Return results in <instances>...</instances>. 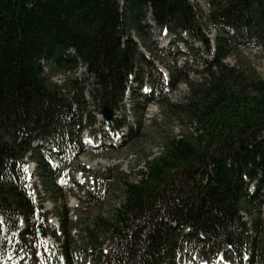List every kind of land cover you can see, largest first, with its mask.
I'll return each instance as SVG.
<instances>
[{"label": "trees", "instance_id": "16d2710c", "mask_svg": "<svg viewBox=\"0 0 264 264\" xmlns=\"http://www.w3.org/2000/svg\"><path fill=\"white\" fill-rule=\"evenodd\" d=\"M209 2L211 22L230 28L239 41L256 39L264 45V0ZM149 14L170 33H189L210 54L189 0H0V211L8 223L14 213H22L36 231L35 219H42L24 180L28 152L50 184L45 154L79 132L76 104L52 82L44 63L59 71L86 67L95 79L98 109L116 110L143 58L129 31L141 32L140 23ZM217 53L207 62L203 81L191 84L180 78L191 91L185 103L161 101L165 114L183 116L196 132L167 138L159 155L147 158L139 180L122 174L117 182L124 200L110 217L98 216L85 229L99 262L178 264L191 252L206 260L229 253L239 257L246 245L253 248L241 214L254 201L247 186L257 181L258 189H264V78L241 64L225 65L226 46L220 44ZM176 78L173 86L179 83ZM70 85L83 94L77 81ZM90 122L94 125L95 118ZM38 141L45 146L33 148ZM61 222L68 237L66 221ZM186 228L192 232L184 234ZM257 248L264 260V241Z\"/></svg>", "mask_w": 264, "mask_h": 264}, {"label": "rangeland", "instance_id": "374dc122", "mask_svg": "<svg viewBox=\"0 0 264 264\" xmlns=\"http://www.w3.org/2000/svg\"><path fill=\"white\" fill-rule=\"evenodd\" d=\"M189 1L199 15L200 28L209 41L212 55L207 54L206 45L195 40L189 33L178 31L180 37L157 27L151 21L150 15L145 21H141V32L130 29V35L143 55L136 64V72L143 84L130 78L128 90L131 91L126 93L124 102L113 111L115 119L126 122L128 129L125 128L123 132H113L99 123L103 118L102 109H98V105L93 101L97 86L86 67L79 66L74 71H59L58 67L53 68L52 65L44 63L45 72L52 76V82L62 89V93L71 103L76 104L74 111L77 112L81 129L72 141L66 142L72 152L61 156L58 168L52 171L51 183L44 182L40 175H36L30 186L34 191L35 203L42 209V221L49 225L51 231L59 229L58 224L61 227V220L66 221L65 230L68 237L65 234V245L73 256L74 264H102L89 253L85 229L92 225L98 216L110 217L124 200L118 178L123 174L130 181L139 180L138 172L146 169L145 161L151 156L159 155L167 138L196 132V125H190L183 116L172 117L165 114V106L161 103L168 101L170 105L179 106L186 102L191 91L188 84L180 82L181 77H185L191 84L203 81L207 62L215 59L216 50L221 44L230 52L222 61L225 65L237 67L241 64L255 70L264 78V45L256 39L246 38L239 41L235 39V34L230 28L211 22L208 19L211 10L209 0ZM179 70L181 73L178 75L176 72ZM172 75L179 81L174 87L170 85ZM72 81L79 83L77 88H83L82 95L73 90L70 85ZM147 85H153L158 90L164 87L161 93H155L154 99L158 96L159 99L154 103L145 101L142 94L141 87H148ZM75 100H79L80 104ZM90 117L97 121L94 126H90L93 122H90ZM131 129L134 132L133 137H130ZM151 159L152 157L149 160ZM82 168L84 173L80 171ZM105 180L109 183H104ZM79 182L85 185L80 186ZM99 190L102 191L101 196L90 200V195L97 196ZM253 191L254 186L251 189L252 193ZM263 191H260L258 198L260 205L252 203L250 213L245 210L241 214L243 220L251 224L249 236L253 240V248L250 244L247 251L246 245L243 258L241 254L238 257L229 253L227 257L230 262L236 263L235 259L238 257L241 261L243 259L244 264H264V260L258 256L257 248V244L264 241ZM254 221L257 222V227H254ZM1 230L3 229L0 225V244L2 239H8L6 233ZM56 232L60 235L61 228ZM100 234L102 242L105 235L103 231ZM53 239L55 240L54 237ZM62 242L63 239L60 243ZM232 244L233 241L228 245Z\"/></svg>", "mask_w": 264, "mask_h": 264}, {"label": "water", "instance_id": "95a60500", "mask_svg": "<svg viewBox=\"0 0 264 264\" xmlns=\"http://www.w3.org/2000/svg\"><path fill=\"white\" fill-rule=\"evenodd\" d=\"M102 115L105 120L111 121L113 119V111L110 108L105 107L102 111ZM39 237H46V232L42 229H38ZM228 242L231 243V239H228Z\"/></svg>", "mask_w": 264, "mask_h": 264}, {"label": "bare ground", "instance_id": "6f19581e", "mask_svg": "<svg viewBox=\"0 0 264 264\" xmlns=\"http://www.w3.org/2000/svg\"><path fill=\"white\" fill-rule=\"evenodd\" d=\"M31 170V169H30Z\"/></svg>", "mask_w": 264, "mask_h": 264}]
</instances>
